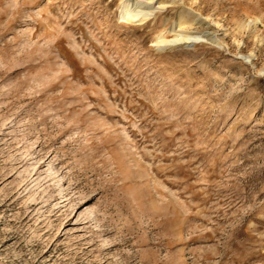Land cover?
I'll return each instance as SVG.
<instances>
[{
    "label": "rangeland",
    "instance_id": "1",
    "mask_svg": "<svg viewBox=\"0 0 264 264\" xmlns=\"http://www.w3.org/2000/svg\"><path fill=\"white\" fill-rule=\"evenodd\" d=\"M152 2L0 0V264H264V0Z\"/></svg>",
    "mask_w": 264,
    "mask_h": 264
},
{
    "label": "bare ground",
    "instance_id": "2",
    "mask_svg": "<svg viewBox=\"0 0 264 264\" xmlns=\"http://www.w3.org/2000/svg\"><path fill=\"white\" fill-rule=\"evenodd\" d=\"M119 1V19L126 23L133 25L142 26L149 20H154L156 14L161 11L159 7H156L152 0H118ZM179 18L186 19L190 17L186 23H195L198 22L196 15H193L192 10L185 9L182 7ZM178 18V19H179ZM250 23H257L258 19L252 17ZM183 23V22H182ZM184 24V23H183ZM188 25V24H186ZM183 26V25H181ZM168 33H171L172 36L168 37L164 33H161L155 38V48L157 52H163L167 50H172L175 47H185L188 48L193 44L197 43L199 40L205 39L207 42L221 47L222 43L217 40L212 34L205 32L203 34H192L186 31H175L174 27H171L167 30ZM170 35V34H169ZM244 61L249 62L250 58L246 56L239 55Z\"/></svg>",
    "mask_w": 264,
    "mask_h": 264
}]
</instances>
